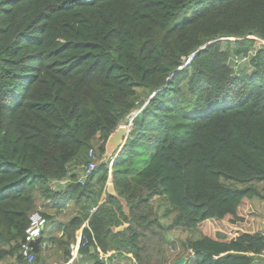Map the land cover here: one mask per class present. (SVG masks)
<instances>
[{"label": "trees", "instance_id": "trees-1", "mask_svg": "<svg viewBox=\"0 0 264 264\" xmlns=\"http://www.w3.org/2000/svg\"><path fill=\"white\" fill-rule=\"evenodd\" d=\"M121 125L126 141L102 160ZM89 151L98 162L81 184ZM38 199L96 207L47 239L64 261L87 222L78 254L93 264H170L175 230L199 235L178 241L187 261L258 264L264 0H0V264H26Z\"/></svg>", "mask_w": 264, "mask_h": 264}, {"label": "crops", "instance_id": "crops-1", "mask_svg": "<svg viewBox=\"0 0 264 264\" xmlns=\"http://www.w3.org/2000/svg\"><path fill=\"white\" fill-rule=\"evenodd\" d=\"M67 185V181L57 182L52 184V188L57 191H62ZM111 184H106L105 189L103 190L102 198L104 194L110 193L109 186ZM114 191V190H113ZM114 195V193H113ZM102 198L98 204L102 203ZM84 203H69L65 208L59 212H55L50 204L42 201L41 199L37 200V209H41L43 214L50 217L49 220H46V225L43 229L42 240L39 245V250L37 254L36 261L33 264H93L94 256L93 251L90 250L88 254H78V247H74L79 244L81 239L82 229L86 226L87 222L82 224V227L78 229L75 233V245L70 246V258L67 261L63 260L62 251L59 247L54 246L49 243L47 239L49 238H61L62 237V226L66 225L73 217L80 215L83 211H89L92 214L96 207H84ZM83 207V208H82ZM100 256V255H99ZM99 258V257H98ZM73 259L71 262L70 260ZM179 260V259H178ZM177 261V260H175ZM173 261V262H175ZM171 262L170 264H172ZM1 264H15L14 259H9ZM106 264H136L135 261L128 255L119 256L117 254L106 256ZM258 264H264V256L259 257Z\"/></svg>", "mask_w": 264, "mask_h": 264}, {"label": "built area", "instance_id": "built-area-1", "mask_svg": "<svg viewBox=\"0 0 264 264\" xmlns=\"http://www.w3.org/2000/svg\"><path fill=\"white\" fill-rule=\"evenodd\" d=\"M129 128V126H127ZM88 164L83 167L82 176L79 179V182L82 184L83 181L92 173L97 165V157L94 155L92 151L88 153ZM41 209H37L34 213L29 216L28 226L25 230V238L24 242L21 244V254L26 264L34 263V254L30 244L38 238H41L43 229L46 225V219L42 215ZM80 244V242H79ZM79 244L74 247H79ZM106 256L109 255H100L98 260L103 264H106ZM73 259L70 260V262Z\"/></svg>", "mask_w": 264, "mask_h": 264}, {"label": "rangeland", "instance_id": "rangeland-1", "mask_svg": "<svg viewBox=\"0 0 264 264\" xmlns=\"http://www.w3.org/2000/svg\"><path fill=\"white\" fill-rule=\"evenodd\" d=\"M136 113L137 112L131 115L128 125H130V121L136 115ZM101 159L104 160L103 157ZM249 208L250 209L248 211H252L255 214L254 221L256 220V223L258 224V228L259 227L264 228V201L253 200L250 203ZM252 223H253V219L251 217H248L245 223L241 224L240 227L244 230H251ZM168 236L173 245L172 244L165 245L166 247L165 253L169 261H175L176 259L178 260L182 257L188 256L186 253H182L178 241L185 240L186 238H197L199 235L197 233L189 234L185 231L175 230L173 232H170ZM186 264H195V263L190 258V260L187 261Z\"/></svg>", "mask_w": 264, "mask_h": 264}, {"label": "water", "instance_id": "water-1", "mask_svg": "<svg viewBox=\"0 0 264 264\" xmlns=\"http://www.w3.org/2000/svg\"><path fill=\"white\" fill-rule=\"evenodd\" d=\"M194 56L195 55H193L191 59ZM191 59L188 61L187 64L190 63ZM152 96H154V94ZM128 133H129V128L125 125H121L108 137L105 144V154L103 156L104 161L110 160L113 157L114 153H116L121 149V147L123 146L124 142L127 139ZM109 190L110 193L108 194L113 195L114 191L112 185L109 186ZM121 230H123V227H119L116 229V231H121ZM41 240L42 238H38L30 244L33 253H38ZM187 255H188L187 257H182L179 260L173 262L172 264H185L187 262V258L190 256V252Z\"/></svg>", "mask_w": 264, "mask_h": 264}]
</instances>
